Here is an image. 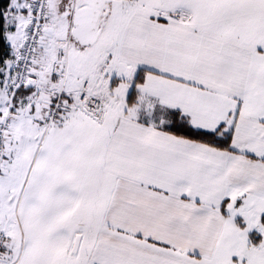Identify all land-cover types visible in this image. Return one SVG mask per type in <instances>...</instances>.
Segmentation results:
<instances>
[{
  "label": "snow or ice",
  "instance_id": "snow-or-ice-1",
  "mask_svg": "<svg viewBox=\"0 0 264 264\" xmlns=\"http://www.w3.org/2000/svg\"><path fill=\"white\" fill-rule=\"evenodd\" d=\"M0 264H264V0H0Z\"/></svg>",
  "mask_w": 264,
  "mask_h": 264
}]
</instances>
